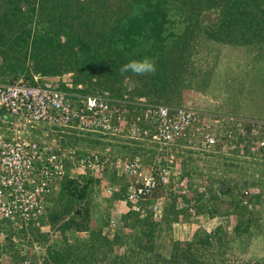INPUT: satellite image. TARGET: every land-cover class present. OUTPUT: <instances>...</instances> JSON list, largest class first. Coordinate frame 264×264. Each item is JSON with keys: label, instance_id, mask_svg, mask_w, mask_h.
Segmentation results:
<instances>
[{"label": "trees", "instance_id": "16d2710c", "mask_svg": "<svg viewBox=\"0 0 264 264\" xmlns=\"http://www.w3.org/2000/svg\"><path fill=\"white\" fill-rule=\"evenodd\" d=\"M204 46L206 51L210 46L215 47L213 51L235 46L250 52L258 48L263 52L264 0H0L1 82L22 75L33 81V75L39 74L40 82L44 83L45 77H62L68 73L71 77L58 82L60 89L65 91L108 93L112 98L132 103L188 107L193 105L184 103V91L194 83L205 82L212 74L204 71V67H209L206 59L197 57ZM144 57L154 60L155 72L136 76L120 71L129 60ZM31 61L32 64L28 65ZM127 79L132 80L133 85L125 83ZM218 106L220 104H215L214 109L206 110L224 117L238 116L231 109L218 112L215 109ZM256 137L264 138V132L260 130ZM223 147L224 144H219L217 154L206 155L231 159L226 155L232 154L248 162L254 161L259 164L258 169H264V151L262 154L253 151L249 140L245 141L243 151L240 148L229 151ZM181 170L183 177L192 179L187 169ZM79 181L63 180L55 203L51 208L49 206V221L63 237L64 245L62 249L53 246L49 252L51 258H44L42 264H88L91 258L105 264H137L141 260L156 264H206L210 256H214V250L221 253L229 245L222 225L210 234L196 232L185 247L176 242L168 254L155 251L152 228L155 227L156 232L162 224L171 228L181 219L188 220L192 216L189 207H192L194 215L207 213L214 217L219 212L222 218L234 219L232 231L235 237L251 238L264 211L262 190L250 199L252 207H249L241 203V189L235 194L228 181L210 179L206 186L217 191L211 195L210 201L214 205L211 209L199 206L203 194L198 190L194 199L175 194L172 188L159 187L150 198V203L158 198L164 199L159 223L154 221L152 213L140 218L129 212L114 228L109 226V218L103 220L101 226L91 228L93 215L90 209L81 210L75 205L87 201L99 181L93 177H83L82 182ZM220 183L227 186V191ZM261 189L264 190L263 186ZM216 194L226 197L221 210L216 208L219 204ZM121 195L117 193L112 200ZM179 197L185 203L182 207L179 206ZM5 228L7 235L4 243H0V264H21L29 259L28 248L22 251L17 244L27 234H39L46 240L38 230L15 229L11 221L5 224ZM105 228L108 233L104 232ZM110 228L114 231L113 236H109ZM125 231L133 243L126 242ZM84 233L89 236L76 237ZM141 234L146 238L144 243ZM39 236L33 240H38ZM123 246L127 252L120 256L116 248ZM8 250L15 256L10 257V261L1 260Z\"/></svg>", "mask_w": 264, "mask_h": 264}, {"label": "built area", "instance_id": "2783aa9c", "mask_svg": "<svg viewBox=\"0 0 264 264\" xmlns=\"http://www.w3.org/2000/svg\"><path fill=\"white\" fill-rule=\"evenodd\" d=\"M241 123L233 116L203 114L194 106L173 108L132 103L108 93L69 92L58 83H41L39 74L33 75V81L25 75L0 81V237L6 238L8 221L17 230H38L50 237L58 234L49 221V198L65 179L93 177L109 197L122 194L114 199L117 208L109 222L112 228L129 212L140 218L150 213L162 216L164 199L150 203L159 187L178 189L180 196L186 194L190 180L182 176L180 167L159 161L147 169L139 157L63 147L48 139L57 137L55 128L62 129V134L72 131L106 143L133 142L149 148L183 143L204 155L218 153L219 144L229 151H243L249 140L252 150L262 154L264 138L256 136L260 130L264 132V119ZM109 170L124 181L108 179ZM260 192L259 187L248 185L241 190V203L252 207L250 199ZM179 200L180 207L184 206L181 197ZM189 208L194 215V209Z\"/></svg>", "mask_w": 264, "mask_h": 264}, {"label": "rangeland", "instance_id": "374dc122", "mask_svg": "<svg viewBox=\"0 0 264 264\" xmlns=\"http://www.w3.org/2000/svg\"><path fill=\"white\" fill-rule=\"evenodd\" d=\"M201 48V55L199 53L197 57L199 59H206L209 63V67H204V71H208L212 74L205 82L194 83L192 87L184 91V103H192V105L203 114H212V112L206 110V108L214 109L213 105L220 104L218 109L215 108L218 112L231 109L237 113L236 116L238 115L239 117L237 116L235 118L240 122H246L247 119L254 116H257L259 119L264 118V55H262V57L259 55L262 53L264 54V51L262 52L258 50V48H255L251 49L250 52L249 49L235 46L218 48L219 50L215 49L214 51L213 49L215 47L213 46H210L209 51L205 50V46ZM257 59L260 61H255ZM31 64L32 61L28 63V65ZM69 77H71V75L67 73L59 77V79L64 81ZM125 83L133 85L132 80L129 79H127ZM55 129L57 137L50 136L48 139L57 142L63 147L71 149L80 148L91 151L96 150L123 158L139 157L144 161L147 169H150L154 163L159 161L161 163L175 165L183 170L187 169L193 177L192 179L186 177L190 180V182L188 181L190 185L186 188L185 195L194 197L195 199V191L198 190L197 192L203 194V197L199 201V206L203 208L211 209V207L214 206L210 198L211 195L217 193V191L212 189L213 187L211 186H206L207 181L210 179L228 181L235 194H237L240 189L242 190L243 186L247 187L248 185L250 188L259 187L260 190L264 192V190L261 189V186L264 188V172H262L264 169H258V163L254 161L248 162L240 156L232 154L226 155L230 156L231 159H226L227 157H218L217 155L207 156L199 153L196 149H188L183 143L182 145L179 144L162 148L157 146L155 149L146 148L145 146L141 147L142 145L133 142L116 144L114 142L106 143V141H101L102 143H99L97 142L98 139L91 135L82 136L72 131H69L71 134H62V129ZM36 134H38V132L34 131V135ZM59 135L62 136V138H58ZM107 149L110 151L108 152ZM107 173L108 179H115L117 182L124 181L117 172H110L109 170ZM82 179L83 178H81L80 181ZM214 191L216 192L214 193ZM59 192L60 186H56L49 198L50 208L57 199ZM174 192L177 194L180 191L176 189ZM218 198L219 204L216 205V208L218 207V209L221 210L220 208H223V202L226 201V197L218 195ZM85 202L76 204L75 207L81 210H84V208L90 209L93 215L91 228L101 226L103 220L108 218L110 222L111 217L115 215V209L117 207L115 208L116 203L114 199L112 200V198L107 195L105 189L99 184L93 186ZM153 218L157 223L161 220L160 217ZM234 223V219L227 220L222 218L219 212H216L214 217H210L207 213H202L200 215L192 214L188 220H186V218L181 219L180 222L173 224L171 228L162 224L161 228L157 227L156 232L155 227H150L154 229L152 230L154 231L152 239L155 243V251L168 254L171 253L172 248L177 245V243L179 246L185 247L186 243L194 238L196 232L200 231L210 234L217 226L222 225L226 229V238L230 241L229 245L225 248V251L221 250V253H217V250L213 249L214 256L212 257L211 255L206 264H264V211L259 219L258 228L254 231L255 233L251 238H236L232 231ZM110 229L112 230V228ZM107 230L108 229L105 228L104 232L108 233ZM112 231H110L111 233L109 236L114 235V231ZM126 232L128 233V231H125L126 242H128V244L133 243L130 237H127ZM38 236L39 234H34L33 236L27 234V239H19L17 242V244L22 246H18L20 250L25 251V249L28 248L30 255L27 262H29V264H42L44 258H51L49 252L53 246L60 249L64 245L63 237L59 236V234H54L51 237L44 235L46 240L39 236L38 240L34 241L33 237L35 238ZM88 236V233L76 235V237L82 238H87ZM1 237L0 243H4L5 238ZM140 237L143 239L142 242L144 243L146 238L142 234ZM35 243L38 246H35ZM116 249V252L120 254V256L127 252L125 246ZM14 250L16 249L14 248ZM117 253H113V255ZM3 255L1 260L5 259V261H10L11 258L15 256L13 251L9 250ZM57 259L60 258L58 257ZM60 260H62V258ZM20 262L21 261H18V263ZM140 262L141 263L137 264H156L151 260H141ZM22 263L23 262H21V264ZM88 264L105 263L95 262L91 258Z\"/></svg>", "mask_w": 264, "mask_h": 264}, {"label": "clouds", "instance_id": "9594fccd", "mask_svg": "<svg viewBox=\"0 0 264 264\" xmlns=\"http://www.w3.org/2000/svg\"><path fill=\"white\" fill-rule=\"evenodd\" d=\"M120 71L122 73H132L136 76H140V75H144L147 73L155 72L156 64L154 60L149 57H144L142 59H132V60H129L126 64H124L121 67ZM58 82H55V83H58Z\"/></svg>", "mask_w": 264, "mask_h": 264}, {"label": "water", "instance_id": "95a60500", "mask_svg": "<svg viewBox=\"0 0 264 264\" xmlns=\"http://www.w3.org/2000/svg\"><path fill=\"white\" fill-rule=\"evenodd\" d=\"M44 81L46 82H58L59 81V77H45ZM220 186H222L224 191H227V186H225L224 184L220 183Z\"/></svg>", "mask_w": 264, "mask_h": 264}]
</instances>
